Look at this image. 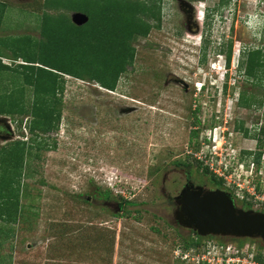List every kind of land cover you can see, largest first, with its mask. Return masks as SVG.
<instances>
[{"label": "rangeland", "instance_id": "374dc122", "mask_svg": "<svg viewBox=\"0 0 264 264\" xmlns=\"http://www.w3.org/2000/svg\"><path fill=\"white\" fill-rule=\"evenodd\" d=\"M253 1L161 0L159 27L131 41L135 56L115 89L66 75L59 125L34 141L29 114L19 116L21 123L0 114L6 124H0V174L3 169L12 182L11 193L1 192L7 216L0 218V264H225L215 244L246 258L264 253L261 239H199L176 229L174 207L161 192L174 156L187 155L192 176L214 184L209 172L218 170L238 206L245 199L249 208H264V143L255 140L264 128V104L237 103L241 91L264 98L258 75L247 76L243 66L248 50L264 54L260 22L247 14ZM0 2L6 4L2 62L14 66L5 57L26 47L31 60L45 63L44 0ZM68 15L72 21L74 12ZM19 55L15 62L23 63ZM12 92L27 105L35 99L21 75L3 70L0 98ZM40 138L49 147L38 156ZM17 141L22 155L3 164ZM256 150L259 163L247 153ZM166 179V189L178 193L179 170ZM183 239L201 242L185 261ZM206 245L209 253H199Z\"/></svg>", "mask_w": 264, "mask_h": 264}, {"label": "trees", "instance_id": "16d2710c", "mask_svg": "<svg viewBox=\"0 0 264 264\" xmlns=\"http://www.w3.org/2000/svg\"><path fill=\"white\" fill-rule=\"evenodd\" d=\"M161 0H44V11L42 20V35L47 42L41 45L40 51L45 55V63L31 60L26 47L13 55L7 56L14 64L8 65L2 62L4 55L0 54V72L3 70L13 71L21 75L23 84L31 87L35 99L24 102L23 99L15 97L14 92L0 98V114L7 115L14 121H23V116L29 114V132L34 141L39 136L57 128L62 112V97L64 93L65 76H72L83 81L97 82L102 88L114 90L118 79L126 71L128 65L132 64L135 56V48L131 41L137 36L148 35L152 27H159L161 18ZM226 1V0H223ZM6 4L0 2V21ZM82 12L88 16V21L82 25L73 23L69 12ZM155 19V24L150 22ZM19 54L23 55L24 62L16 63ZM231 56V45L227 51V60ZM244 73L247 76H257L258 84L264 87V54L260 50L247 51L243 62ZM260 77V78H259ZM22 90L24 91L25 89ZM22 96V94H21ZM240 106L249 108L252 105L264 104V98H256L255 94L241 91L237 99ZM248 130L243 129L247 135ZM196 132H193V135ZM255 136V135H254ZM255 138V137H254ZM44 139V138H43ZM40 141L35 145L39 151L47 148L46 142ZM257 145L261 147L264 143V128L257 133ZM45 141V140H44ZM20 141L14 142L8 157L2 159L3 164L14 162L22 155ZM253 154L254 161L259 163L262 151H248ZM208 168L206 167V171ZM4 178L0 186V206L4 203L1 193H11L12 182L8 179L6 172L2 169ZM1 173V174H2ZM0 174V175H1ZM0 176V177H3ZM210 180L214 184L222 186V178H217L215 173L209 172ZM256 188V187H255ZM105 199L111 197L106 190L101 192ZM11 196L7 197L10 199ZM236 200L237 197L233 195ZM242 199L244 208L250 207V202ZM264 205V204H263ZM2 210V209H1ZM259 211H264L259 209ZM7 214L0 211V218ZM10 217V216H9ZM199 239L203 236L197 235ZM213 237V236H207ZM234 239V238H233ZM185 240V239H183ZM200 240L184 241V249H196L200 246ZM255 259L264 264V253L259 252Z\"/></svg>", "mask_w": 264, "mask_h": 264}, {"label": "water", "instance_id": "95a60500", "mask_svg": "<svg viewBox=\"0 0 264 264\" xmlns=\"http://www.w3.org/2000/svg\"><path fill=\"white\" fill-rule=\"evenodd\" d=\"M88 16L74 12L72 22L82 25ZM177 222L197 235L261 239L264 242V211L236 204L232 194L187 183L175 197Z\"/></svg>", "mask_w": 264, "mask_h": 264}, {"label": "flooded vegetation", "instance_id": "af4514ba", "mask_svg": "<svg viewBox=\"0 0 264 264\" xmlns=\"http://www.w3.org/2000/svg\"><path fill=\"white\" fill-rule=\"evenodd\" d=\"M227 1V0H226ZM235 4V2H234ZM264 0H254L253 1V4H252V10H251V13H247L248 16H256L260 22V27L258 28L260 30V32H264ZM256 50H260L261 49H258L257 47L254 48V50H251V51H256ZM250 51V50H248ZM239 97V95H238ZM238 99V98H237ZM238 103V101H237ZM0 124H5V122L2 120L0 121ZM6 125V124H5ZM255 140H257L255 138ZM186 156L187 155H184L183 158H180V156H178V158H176V156H174L173 158V163L175 164L174 165V168L172 170H167L162 177V187H161V192L162 194L164 195L166 201L168 204H171L174 208H173V212H172V226L175 227L176 229H183V230H187L188 232H193L195 233L194 231H192L191 229L189 228H185L183 226H181L177 220L175 219V216H174V211L176 210L177 208V203H176V200H175V197L180 193L181 189L187 184V183H190V184H194V185H202L204 187H207V188H210V189H215V188H221V186L217 185V184H211L209 182H204L201 178L199 177H195V176H192V173H191V170H190V164L187 162L186 160ZM160 167V166H159ZM161 169V168H160ZM179 170L180 174H181V185H182V188L180 189V191L178 193H172L170 190H167L166 187L164 186L166 184V178H167V175L169 174V172L171 171H175V170ZM160 171V170H159ZM201 179V180H200ZM213 181V180H211ZM215 183V182H214ZM224 190V189H223ZM227 191V190H226ZM229 192V191H228ZM230 193V192H229ZM233 196V195H232ZM93 198V197H92ZM120 206V210L123 209L125 207V203H120L119 204ZM167 224H170L167 223ZM214 237V236H213Z\"/></svg>", "mask_w": 264, "mask_h": 264}, {"label": "built area", "instance_id": "2783aa9c", "mask_svg": "<svg viewBox=\"0 0 264 264\" xmlns=\"http://www.w3.org/2000/svg\"><path fill=\"white\" fill-rule=\"evenodd\" d=\"M210 168L212 169L213 167V164L211 163L210 164ZM216 171V172H215ZM214 172L217 174V175H220L222 176L223 174H218V170H215ZM255 188V187H254ZM251 193H254V190H252ZM257 197V196H256ZM258 199H260L261 201V198L259 197ZM263 199V198H262ZM263 201V200H262ZM261 201V202H262ZM213 246V245H212ZM218 248V251L220 252V254L223 255L222 259H223V262H225V264H261L259 263L256 259H255V256H249L250 258H246L245 256H241L242 253L237 249V250H233V252L231 254H227V251H229L230 247H227L225 251L221 252L222 251V245H214ZM179 250V249H178ZM191 250V249H190ZM190 250H184V251H181L179 252V255L181 256V259L182 261H185L189 258V254L190 253H193L192 250L190 252ZM201 252L199 253H202L203 255H206L207 253H209L210 250H208V247L207 245L204 246L201 250ZM189 253V254H188ZM202 254L199 256V258L202 256ZM198 258V259H199ZM199 261V260H198ZM203 261V260H201ZM203 263H206L205 261H203ZM207 264V263H206Z\"/></svg>", "mask_w": 264, "mask_h": 264}, {"label": "bare ground", "instance_id": "6f19581e", "mask_svg": "<svg viewBox=\"0 0 264 264\" xmlns=\"http://www.w3.org/2000/svg\"><path fill=\"white\" fill-rule=\"evenodd\" d=\"M1 119H2V118L0 117V121H2Z\"/></svg>", "mask_w": 264, "mask_h": 264}]
</instances>
